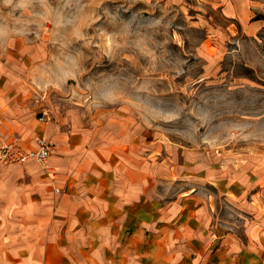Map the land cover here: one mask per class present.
I'll use <instances>...</instances> for the list:
<instances>
[{
    "label": "rangeland",
    "instance_id": "obj_1",
    "mask_svg": "<svg viewBox=\"0 0 264 264\" xmlns=\"http://www.w3.org/2000/svg\"><path fill=\"white\" fill-rule=\"evenodd\" d=\"M6 43L39 48L40 111L139 145L158 195L264 219V0H0Z\"/></svg>",
    "mask_w": 264,
    "mask_h": 264
},
{
    "label": "crops",
    "instance_id": "obj_2",
    "mask_svg": "<svg viewBox=\"0 0 264 264\" xmlns=\"http://www.w3.org/2000/svg\"><path fill=\"white\" fill-rule=\"evenodd\" d=\"M39 52L0 44V146L16 137L26 149L40 139L52 147L46 169L0 165V264H264L260 211L235 235L200 190L158 195L168 174L145 169L139 145L57 106L55 121L38 122ZM230 185L218 191L243 193Z\"/></svg>",
    "mask_w": 264,
    "mask_h": 264
},
{
    "label": "built area",
    "instance_id": "obj_3",
    "mask_svg": "<svg viewBox=\"0 0 264 264\" xmlns=\"http://www.w3.org/2000/svg\"><path fill=\"white\" fill-rule=\"evenodd\" d=\"M38 122L50 123L52 117L47 111H41ZM52 151V147L44 140H38V145L32 149L23 147L18 138H11L0 147V165L23 163L34 160L46 169V160Z\"/></svg>",
    "mask_w": 264,
    "mask_h": 264
},
{
    "label": "clouds",
    "instance_id": "obj_4",
    "mask_svg": "<svg viewBox=\"0 0 264 264\" xmlns=\"http://www.w3.org/2000/svg\"><path fill=\"white\" fill-rule=\"evenodd\" d=\"M9 2H10V0H9Z\"/></svg>",
    "mask_w": 264,
    "mask_h": 264
}]
</instances>
